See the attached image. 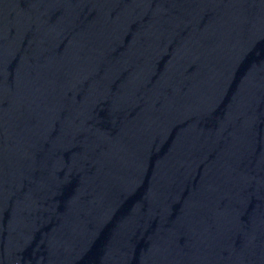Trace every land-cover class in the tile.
I'll use <instances>...</instances> for the list:
<instances>
[{
  "label": "water",
  "instance_id": "water-1",
  "mask_svg": "<svg viewBox=\"0 0 264 264\" xmlns=\"http://www.w3.org/2000/svg\"><path fill=\"white\" fill-rule=\"evenodd\" d=\"M0 264H264V0H0Z\"/></svg>",
  "mask_w": 264,
  "mask_h": 264
}]
</instances>
